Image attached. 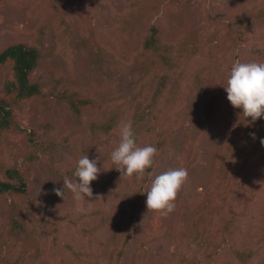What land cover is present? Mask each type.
Here are the masks:
<instances>
[{"label": "rangeland", "instance_id": "rangeland-1", "mask_svg": "<svg viewBox=\"0 0 264 264\" xmlns=\"http://www.w3.org/2000/svg\"><path fill=\"white\" fill-rule=\"evenodd\" d=\"M261 22L264 0H0V53L27 43L40 54L41 95L14 116L46 148L33 161L25 133L0 129V181L19 169L29 185L28 200L0 199V264H264V133L247 163L223 87L236 62H263ZM154 29L159 52L144 46ZM11 69L0 67V90ZM71 85L101 104L83 124L57 97ZM128 121L138 146L167 138L147 178H121L110 158ZM84 155L99 158L93 197L63 200L53 189L76 180ZM179 167L174 211H148L155 176Z\"/></svg>", "mask_w": 264, "mask_h": 264}, {"label": "clouds", "instance_id": "clouds-1", "mask_svg": "<svg viewBox=\"0 0 264 264\" xmlns=\"http://www.w3.org/2000/svg\"><path fill=\"white\" fill-rule=\"evenodd\" d=\"M230 104L239 111V117H244L249 124H254L264 117V62H236L230 70L226 84L223 86ZM250 118V120H249ZM120 141L111 152L110 158L117 165L115 168L122 177L137 179L144 177L158 155L156 147L138 146L131 121L122 122L119 126ZM255 139V133H250ZM264 144V140H261ZM99 158L92 160L88 155L81 157L75 168L73 181L68 177L63 180V188H54L53 192L63 200L66 190L73 199L83 201L93 197L91 184L98 179L101 169L97 167ZM151 176L152 173L148 172ZM188 179V170L184 167L168 170L155 176L147 193L146 208L148 211L168 215L175 209V201L182 186ZM147 211V212H148Z\"/></svg>", "mask_w": 264, "mask_h": 264}, {"label": "trees", "instance_id": "trees-1", "mask_svg": "<svg viewBox=\"0 0 264 264\" xmlns=\"http://www.w3.org/2000/svg\"><path fill=\"white\" fill-rule=\"evenodd\" d=\"M241 28L244 26V21L240 20ZM261 26H264V22H261ZM158 33L156 30H153L152 36L148 38L145 43V49H151L155 52L160 51ZM157 37V38H156ZM247 41L246 38L243 41ZM260 54L261 60L264 62V48L258 50ZM11 64L12 66V79L7 80L0 90V129L7 130L8 132H15L19 134L25 133V137L29 141V147L35 148V160H38L40 153H44L46 151L45 144L43 143L42 137H40L35 131H27L22 130L21 125L18 124L16 118L14 116V112L20 107L23 102H28L33 100L36 97H40L41 89L38 82L32 81V74L39 67L40 64V54L39 52L28 46L27 43H18L12 46L7 47L0 53V67H5L6 65ZM74 86H69L65 89L58 90V98H60L61 102L68 101L73 108L75 114L78 117L79 123L83 124L84 122V108L91 106L93 109H97L101 107V104L98 100H94L84 94L79 92L77 89L72 91ZM166 88V80L164 78L160 79L157 86V91L162 93ZM241 110H238V112ZM237 112V113H238ZM242 116L239 117L236 115L235 123L233 124V132H232V144H237L242 141L244 143V148L248 149L246 154L244 155V160L248 163L253 158L256 157L258 153V148L255 146V139L250 135V133H255V138L257 135L264 133V117L260 118L254 124L247 123L246 126L240 122ZM250 120V118H249ZM167 138L166 136L159 134L157 137V150L158 155L155 157V161L153 166L150 169L146 170V178L149 177L147 175L148 172L153 171L155 165L157 164L160 151L164 150L167 146ZM144 186L141 187V191H143ZM29 194V185L27 183L26 176H24L21 171L15 169H8L5 173V180L0 181V199L9 195L14 198H22L28 200ZM230 226H224V230H228ZM126 241L123 244L125 247L126 242L128 240V236H125ZM123 248L120 250L119 255L122 253ZM243 264L247 263V256L243 257Z\"/></svg>", "mask_w": 264, "mask_h": 264}]
</instances>
